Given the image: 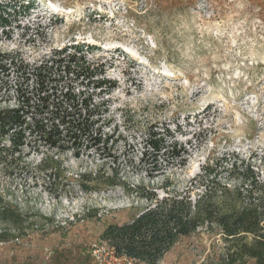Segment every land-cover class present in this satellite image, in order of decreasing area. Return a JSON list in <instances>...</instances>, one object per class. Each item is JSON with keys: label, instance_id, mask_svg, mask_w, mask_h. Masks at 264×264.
Masks as SVG:
<instances>
[{"label": "rangeland", "instance_id": "1", "mask_svg": "<svg viewBox=\"0 0 264 264\" xmlns=\"http://www.w3.org/2000/svg\"><path fill=\"white\" fill-rule=\"evenodd\" d=\"M23 1L0 0L10 22L0 50L34 64L53 49L92 46L85 58L105 63L104 78L117 84L105 97L117 161L27 148L25 165L0 166V201L23 218L1 221L0 264H94L104 229L147 206L133 187L163 197L168 179L186 190L223 157L264 176V0H31L29 10ZM152 125L169 127L187 151L161 173L140 163ZM96 169L104 179L86 192L79 175ZM226 248L218 229L203 226L158 264H226Z\"/></svg>", "mask_w": 264, "mask_h": 264}, {"label": "trees", "instance_id": "2", "mask_svg": "<svg viewBox=\"0 0 264 264\" xmlns=\"http://www.w3.org/2000/svg\"><path fill=\"white\" fill-rule=\"evenodd\" d=\"M26 9L31 0L23 1ZM7 6L0 4V27L9 26ZM89 45L53 49L38 63L30 64L15 54L0 50V166L23 163L25 150H54L97 154L102 159L117 161L113 154L116 138L105 129L108 99L117 88L114 80L104 78L105 63H94L84 56ZM87 51V50H86ZM13 80L10 82V76ZM9 98L16 104L4 106ZM140 163L161 173L180 164L187 154L174 139L169 127H148ZM234 156V155H233ZM48 158H42L44 166ZM151 167V168H150ZM46 170L48 168H42ZM104 179L100 171L79 175L84 191L91 183ZM111 177L105 179L110 180ZM186 190H175L165 180V196L146 193L133 187L131 192L145 198L148 204L122 224H109L101 234L118 255L145 264H158L182 237L199 228L218 229L227 244L226 264H264V176L252 162L239 157H223L203 167ZM213 182L210 186V183ZM110 186L124 185L112 181ZM200 190L196 198L195 190ZM22 214L9 202L0 201V223L18 224Z\"/></svg>", "mask_w": 264, "mask_h": 264}, {"label": "built area", "instance_id": "3", "mask_svg": "<svg viewBox=\"0 0 264 264\" xmlns=\"http://www.w3.org/2000/svg\"><path fill=\"white\" fill-rule=\"evenodd\" d=\"M103 243L95 245L92 250L94 264H145L125 255H118L108 243Z\"/></svg>", "mask_w": 264, "mask_h": 264}]
</instances>
